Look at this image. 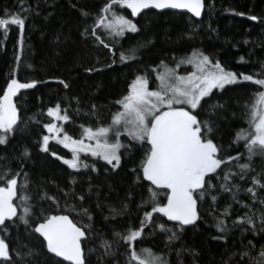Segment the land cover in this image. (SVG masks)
Returning a JSON list of instances; mask_svg holds the SVG:
<instances>
[{"label": "trees", "instance_id": "obj_1", "mask_svg": "<svg viewBox=\"0 0 264 264\" xmlns=\"http://www.w3.org/2000/svg\"><path fill=\"white\" fill-rule=\"evenodd\" d=\"M203 1L200 19L176 11L153 10L132 17L126 6H114L112 10L135 23L138 31L125 30L122 36L113 37L99 28L97 35L113 48L109 52L91 35L98 17L111 19L110 13L101 11L109 0H0V18H10L6 11L16 14L21 13L22 7L30 9L22 13L27 16L22 33L18 26H9L6 34L0 30V95L12 78L21 83L37 81L15 97L18 125L15 134L0 145V174L10 169V179L19 173L13 205L19 215L23 207L19 197H28L33 209L27 217L31 228L41 222L42 212L67 214L78 226H87V236L82 240L85 264H126L127 245L112 243L111 253L105 255L102 243L113 242L114 233L124 232L129 226L139 228L144 213L151 211V204H142L149 196V188L157 192L161 204L167 202L168 190L151 185L143 179L142 172L137 180L133 169H139L149 150L146 141L128 140L120 149L121 160L116 169L98 157L85 158L88 168L71 169L57 158L67 151L56 142L48 144L47 152L42 151L44 125L49 121L47 110L59 105L69 117L64 131L78 138L82 127L109 125L119 109L115 102L127 93L131 81L138 75L152 77L153 69H162L161 61L167 66L195 51L236 74L259 72L264 65V0ZM130 49H135L134 54ZM121 52L133 58L121 62ZM258 91L260 87L252 82L239 81L214 89L194 110L199 120L213 122L214 143L221 148L219 158L240 153L238 163L250 164L244 180L236 176L230 182L229 186L235 184L239 188L236 199L232 191L219 187L226 170L239 172L236 162H232L209 174L213 188L205 190L203 199H197V220L177 229V222L169 221L162 213H153L151 221L145 220L142 238L134 242L137 250L150 248L165 256L169 264H256L250 257H258L264 247V224L259 219L251 226L235 221L248 211L244 205L253 212L261 209L258 201L264 198V189L257 188V201L246 189L253 176L264 174V154L256 152L249 161L245 142L233 140L239 130H249V109L245 106L253 103V94ZM0 186H6V180ZM45 196L55 197L60 211ZM81 196L82 200L77 199ZM212 196H216L215 202ZM82 209H87L88 214ZM225 209L227 215L221 216ZM218 219L224 221L223 232L217 230ZM13 220L16 222H7L8 235L2 238L21 255L33 250V255L23 261L13 252L16 264H68L49 254L43 239L30 227L17 217ZM156 224L177 231L178 239L168 243L167 235ZM2 233L0 229V236ZM244 251L250 256L242 257L240 253Z\"/></svg>", "mask_w": 264, "mask_h": 264}, {"label": "snow or ice", "instance_id": "obj_2", "mask_svg": "<svg viewBox=\"0 0 264 264\" xmlns=\"http://www.w3.org/2000/svg\"><path fill=\"white\" fill-rule=\"evenodd\" d=\"M116 5L131 9L133 17L142 9L149 8L158 10L186 9L195 17H200L203 7L202 0H109L101 11L110 13L111 19H107L104 15L98 17L91 31V35L109 52H113V48L97 35L99 28H104L108 35L113 37L122 36L125 30L138 31L135 23L112 10ZM28 11L30 9L23 7L21 13L11 14L6 11L5 15L10 18H0V30L6 34L9 26H18L22 33L27 20V16L22 13ZM82 14L87 15L83 12ZM251 19L257 18L251 17ZM85 31L87 32V29ZM129 52L134 54L135 49H130ZM132 58L133 55L120 53L121 62ZM16 59L17 61L21 59L19 53ZM178 63L192 64L199 69V73H190L187 78L181 77L161 61L162 70L153 69L158 72L156 79L160 82L157 90H149L146 76H136L128 85L127 94L115 102L122 110L113 114L111 124L107 127H99L95 131L92 128H84V136L89 140H96L95 145H86L83 138L75 140L67 134L60 141L65 148L69 146V142L74 145L71 149V159L57 157L63 159V163L71 169L89 167L88 164L80 160V152H90L93 157L99 156L100 159L112 165L113 169H116L121 160L118 154L122 147L119 142L121 128L131 139L139 141L146 139L150 145L140 162L139 169H133V171L137 172V180L140 178L139 172H142L143 179L149 181L151 185H155L157 188H166L168 190L167 202L161 204L157 200V192L149 188V196L142 201V204H151L152 207L151 211L144 213L139 228L129 226L124 232L114 233L113 242H103L101 245L106 249L105 255L111 253L112 243L123 242L127 245L126 264H169L165 256L155 254L150 248L137 250L134 247V242L143 236L145 220L151 221L153 213H162L169 221L177 222L175 226L177 229L192 224L198 219L197 199H203L205 190L213 188L209 174H215L222 165L226 166L236 162L239 172H233L231 169L226 170L222 178L223 183L219 185L225 192L232 191L233 199H236L235 192L239 191V188L235 184L229 186L230 182L236 176H239L240 180H244L245 172L250 170L249 163H238L241 159L240 153L223 159L219 158L221 148L214 143L213 122L199 120L198 115L193 114L191 110H196L200 106L202 98L207 97L213 89H222L226 84H233L238 80L252 82L264 89V65H261L259 72L241 73L238 76L234 72L223 69L218 61L212 63L208 56L195 51L191 56L181 58ZM36 83L35 80L21 83L16 78H12L3 89V94L0 95V145L6 143L9 135L15 134L18 125L17 108L12 98L20 89L32 88ZM60 83L64 84V81L61 80ZM64 86L68 87L67 84ZM253 95L254 103L245 106L246 109H249L246 115L250 128L249 130H239L233 140V143L245 142L244 147L248 153L249 161L256 152L264 154V91H258ZM185 106L190 110H185ZM92 107L94 110L95 105ZM60 111V106L57 105L55 108H49L47 115L53 117L54 120H68L69 117L66 114L61 115ZM44 127L48 133L59 131L55 123L45 124ZM112 133L116 136L115 142H110ZM54 138V135L51 137L44 135L41 150L47 152L48 142ZM23 155L26 156L27 151ZM52 155L56 154L52 153ZM91 167L93 171L96 170L94 165ZM10 174V169H6L3 174H0V185H3L6 180V186H0V229L3 230L2 236H0V264H16L11 255L13 252L21 261L25 257L33 255L32 249H28L23 255L10 249L5 239L2 238L8 235L7 222H16L13 220L14 217L31 228L27 217L31 215L33 209L29 204L28 197L20 196L19 200L23 207L18 215L17 208L13 205V197L17 195L19 173L7 179ZM217 179H221V177L217 176ZM262 180H264V174L253 176L251 185L246 189L248 193L252 194L253 201H257V188L264 189ZM65 195L67 196L68 193ZM44 198L56 205V211H60L59 202L55 197L45 196ZM211 198L213 202L217 199L216 196ZM77 199L82 200L83 197H77ZM258 203L261 205V209L256 212H253V209L248 205H244L248 211L244 216L238 217L235 223H247L251 226L255 219H259L264 224V198L259 199ZM81 211L88 214L87 209ZM227 211L225 209L220 215H227ZM88 218L91 220L92 217L89 215ZM216 227L219 232H223L224 221L218 219ZM86 228L87 226L83 228L77 226L69 219L68 215L43 214L42 212L41 222L36 223L31 231L43 238L49 253L56 257H62L64 260L70 261L71 264H85L82 238L87 236ZM156 228L167 235L168 243L178 239L177 231L172 228H168L164 224H156ZM248 243L251 245V241ZM240 255L249 257L250 253L244 251ZM250 259L255 260L256 264H264V247L261 248L258 257H250Z\"/></svg>", "mask_w": 264, "mask_h": 264}, {"label": "rangeland", "instance_id": "obj_3", "mask_svg": "<svg viewBox=\"0 0 264 264\" xmlns=\"http://www.w3.org/2000/svg\"><path fill=\"white\" fill-rule=\"evenodd\" d=\"M199 53H202V52H199ZM193 53L192 52H189V53H187L185 56H182V57H179L175 62H173L172 64H169V65H167V68H170V69H173L174 71H175V74L176 75H178V76H181V77H185V78H187L188 76H189V74L190 73H196V74H198L199 73V69L196 67V66H194V65H192V64H186V63H178L180 60H181V58H186V57H189V56H191ZM204 55V54H203ZM211 60V59H210ZM212 61V63H215V62H217V61H215V60H211ZM222 67V66H221ZM223 68V67H222ZM224 69V68H223ZM160 70H162V69H160ZM226 70V69H225ZM226 71H228V70H226ZM157 74H158V72L157 71H154L153 72V76L152 77H150V76H148V75H138V76H146L147 77V79H148V88H149V90H157L158 89V85H159V81L156 79V77H157ZM241 74V73H240ZM238 76H239V74H237ZM135 79V78H134ZM133 79V80H134ZM132 80V81H133ZM131 81V82H132ZM241 82V80H238L237 82ZM234 83H236V82H234ZM233 83V84H234ZM226 85H230V84H226ZM225 85V86H226ZM216 89V88H215ZM217 89H221V88H217ZM214 90V89H213ZM212 90V91H213ZM211 91V92H212ZM260 91H264V89H262V88H260ZM210 92V93H211ZM209 93V94H210ZM127 94V93H126ZM125 94V95H126ZM253 103H254V101H253ZM52 108H55V107H52ZM122 109L120 108V106H119V109L116 111V112H118V111H121ZM185 110H190L187 106H185ZM191 111H193V114H194V110H191ZM115 112V113H116ZM60 114L61 115H65V113L61 110L60 111ZM111 122H112V119H111ZM111 122H110V124H111ZM49 123H55V125H56V127L59 129V131L58 132H56V133H48L47 132V130L45 129V131H44V134H43V136L44 135H49L50 137L51 136H55V138L54 139H50L49 140V142H48V144L50 143V142H56L57 144H59L60 146H62L66 151H67V153L65 154V155H58V156H60V158H63V159H71V157H72V151H71V149H72V147H74V145H72L70 142H69V146L67 147V148H65L64 147V144L63 143H61L60 141L63 139V136L65 135V134H67L65 131H64V123H65V121H60V120H54V118L53 117H49V121H48V123H46V124H49ZM109 124V125H110ZM109 125H107V126H109ZM106 126V127H107ZM84 128H90V127H82V133L80 134V136L78 137V138H74V137H71L70 135H68V136H70L72 139H75V140H80V139H82L83 138V142H84V144H86V145H95L96 144V140H89V139H87V137H85L84 136ZM93 129V131H95L97 128H92ZM120 131H121V135H120V137H119V142H120V144L123 146V145H125V144H128L129 142H128V140H133V139H131L127 134H125L124 133V131H123V128H121L120 129ZM42 136V137H43ZM116 141V136H115V134L114 133H112L111 134V136H110V142H115ZM133 141H137V142H140L139 140H133ZM143 141H146L147 142V140L145 139V140H143ZM41 143H42V138H41ZM148 143V142H147ZM122 148V147H121ZM120 148V149H121ZM149 148H150V145H149ZM120 149H119V152H120ZM119 154V153H118ZM96 157H98V158H100L99 156H96ZM79 158H80V160L81 161H83L84 163H86L87 164V160L85 159V158H93V156L91 155V153L90 152H80L79 153ZM63 159H60L62 162H63ZM115 163V162H114ZM80 168H82V167H80ZM79 169V168H78Z\"/></svg>", "mask_w": 264, "mask_h": 264}, {"label": "water", "instance_id": "obj_4", "mask_svg": "<svg viewBox=\"0 0 264 264\" xmlns=\"http://www.w3.org/2000/svg\"><path fill=\"white\" fill-rule=\"evenodd\" d=\"M202 3H203V7H202V9H201V16H202V13H203V11H204V1L202 0ZM126 10L128 11V13L132 16V14H131V9H129V8H127L126 7ZM148 10H153V11H156V12H162V11H176V12H180V13H186V14H189L190 16H192L193 18H195V19H200L201 18V16L200 17H195L192 13H190V12H188L186 9H153V8H149V9H142L140 12H138L137 13V15L135 16V17H137L138 15H140L142 12H145V11H148ZM133 17V16H132ZM20 90H22V89H20ZM19 90V91H20ZM18 91V92H19ZM18 92L16 93V95L18 94ZM16 95L12 98V100H13V103L15 104V97H16ZM59 215H67V214H59ZM69 217V216H68ZM69 219L70 220H72L70 217H69ZM74 223V222H73ZM78 226V225H77ZM42 238V237H41ZM43 239V238H42ZM84 238H82V240H83ZM47 250V249H46ZM48 252V251H47ZM49 253V252H48ZM82 253H83V249H82ZM49 254H51V255H53V256H55L54 254H52V253H49ZM56 257V256H55ZM56 258H58V259H60V260H62V261H64V262H66V263H68V264H71V262L70 261H66V260H64L62 257H56ZM83 258H84V253H83Z\"/></svg>", "mask_w": 264, "mask_h": 264}, {"label": "bare ground", "instance_id": "obj_5", "mask_svg": "<svg viewBox=\"0 0 264 264\" xmlns=\"http://www.w3.org/2000/svg\"><path fill=\"white\" fill-rule=\"evenodd\" d=\"M188 15V14H187Z\"/></svg>", "mask_w": 264, "mask_h": 264}]
</instances>
